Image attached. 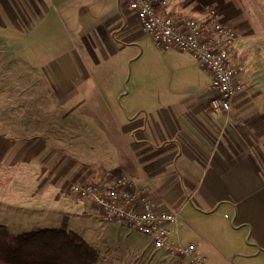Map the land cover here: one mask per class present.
<instances>
[{"label": "crops", "instance_id": "0c3cea01", "mask_svg": "<svg viewBox=\"0 0 264 264\" xmlns=\"http://www.w3.org/2000/svg\"><path fill=\"white\" fill-rule=\"evenodd\" d=\"M12 1L18 9L29 8L26 0ZM208 5L234 23L238 37L234 50L245 60V87L234 97L228 116L211 110L210 92L204 91L206 71L193 55L174 47H154L157 70L152 88L144 90L141 82L143 90H136L143 103L107 104L106 135L118 152L112 155V164L78 168L64 153L54 160L45 158L42 173L54 188L52 200L34 204L31 186L22 191L6 187L0 191V223L18 233L25 232L22 229L36 209L43 210L40 216L46 219L47 212L73 214L72 204L77 213H84L89 207L81 196L76 197L83 206L75 197L70 196L68 204L61 197L67 182L123 170L159 208L179 209L180 239L198 243L210 264H264V0H172L170 9L196 14ZM129 14L127 22L137 23L134 13ZM119 28L129 33V26ZM30 144L0 134L2 164L18 168L29 153L31 166L37 158L29 152ZM44 187L36 190L43 192ZM151 244L144 236L131 252L142 262L173 264L169 257L173 255Z\"/></svg>", "mask_w": 264, "mask_h": 264}, {"label": "rangeland", "instance_id": "374dc122", "mask_svg": "<svg viewBox=\"0 0 264 264\" xmlns=\"http://www.w3.org/2000/svg\"><path fill=\"white\" fill-rule=\"evenodd\" d=\"M26 3L29 8L23 10L12 0H0V134L31 142L29 152L37 161L28 166L31 162L27 153L18 168L12 169L0 160V191L11 185L19 191L31 186V201L40 205L41 200H52L54 189L42 173L45 158L54 160L64 153L78 168L112 164V155L118 152L106 135L105 122L110 114L107 104L143 103L136 98V90H143L141 82L144 90H151L157 70L152 53L159 47L138 22H127L133 12H124L119 0H107L103 5L96 0ZM128 26L129 33L119 28ZM204 73L210 83V75ZM207 82L204 91H208ZM118 91L122 92L117 95ZM108 173L101 177H109ZM41 184L45 185L43 192L36 190ZM62 196L67 204L70 196L79 199L68 190ZM83 201L78 200L81 206ZM71 206L73 214L53 216V212H47L48 219L40 216L43 210L34 208L31 221L22 230L45 225L72 229L98 250L99 264H152L131 252L144 234L103 221L94 208L77 213L76 206ZM170 254L173 264H188L180 255ZM164 263L162 260L158 264Z\"/></svg>", "mask_w": 264, "mask_h": 264}, {"label": "built area", "instance_id": "2783aa9c", "mask_svg": "<svg viewBox=\"0 0 264 264\" xmlns=\"http://www.w3.org/2000/svg\"><path fill=\"white\" fill-rule=\"evenodd\" d=\"M172 0H119L134 13L141 30L159 48L174 47L193 55L209 73L211 110L227 117L232 101L245 87V64L234 50V26L220 18L215 7L205 6L196 14L170 9ZM81 196L103 221L136 229L156 248L183 257L188 264H210L196 242L180 239L179 209L159 208L145 189L123 170L109 177L73 180L66 188Z\"/></svg>", "mask_w": 264, "mask_h": 264}, {"label": "trees", "instance_id": "16d2710c", "mask_svg": "<svg viewBox=\"0 0 264 264\" xmlns=\"http://www.w3.org/2000/svg\"><path fill=\"white\" fill-rule=\"evenodd\" d=\"M100 254L80 233L41 226L13 233L0 223V264H99Z\"/></svg>", "mask_w": 264, "mask_h": 264}]
</instances>
